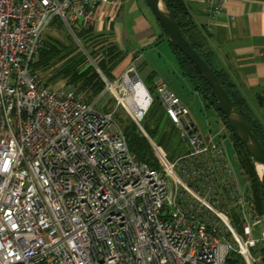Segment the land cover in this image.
Here are the masks:
<instances>
[{"label":"built area","instance_id":"obj_1","mask_svg":"<svg viewBox=\"0 0 264 264\" xmlns=\"http://www.w3.org/2000/svg\"><path fill=\"white\" fill-rule=\"evenodd\" d=\"M228 1L206 0L209 25ZM103 4L116 13L122 0H0V264H232L231 250L257 264L250 235L259 227L264 239V215L250 211L224 143L195 130L165 81L154 89L187 151L169 160L154 145L153 167L129 150L114 111L95 108L121 90L125 106L124 80L86 101L32 73L54 18L76 34ZM146 109L130 112L142 131Z\"/></svg>","mask_w":264,"mask_h":264},{"label":"crops","instance_id":"obj_2","mask_svg":"<svg viewBox=\"0 0 264 264\" xmlns=\"http://www.w3.org/2000/svg\"><path fill=\"white\" fill-rule=\"evenodd\" d=\"M185 1L193 21L205 33L207 45L214 51L218 64L264 124V0H229L216 21L210 25L206 0ZM146 9L149 8L144 0H122L121 8L116 13L108 6L100 5L91 32L114 42L128 58V63L140 61L139 65L142 64L150 86L154 88L156 80L162 79L177 93L176 87L181 85L175 82L174 76L186 77L180 67L169 69L160 64L156 66L142 58L144 53L151 52L154 46L164 40L156 19L154 16L151 19ZM132 42H135L134 46ZM139 47L142 48L141 53L138 52ZM181 102L186 105L183 100ZM213 122L207 132L225 146L230 142L229 137L219 129L215 120ZM194 127L198 131L195 124ZM229 161L234 168L232 160Z\"/></svg>","mask_w":264,"mask_h":264},{"label":"trees","instance_id":"obj_3","mask_svg":"<svg viewBox=\"0 0 264 264\" xmlns=\"http://www.w3.org/2000/svg\"><path fill=\"white\" fill-rule=\"evenodd\" d=\"M169 11L173 18L177 21L183 35L189 41V43L193 46V48L199 53V55L203 58V60L207 63V65L214 71L217 75L227 93L230 95L234 105L237 107L239 112L242 114L244 119L246 120L248 126L261 142L264 145V124L256 117L253 109L249 106L246 99L242 96L240 91L236 88L235 84L229 78L228 74L224 69L218 70L214 67L213 61L216 59V55L214 51L207 45L206 35L205 33L198 28V26L193 21L189 9L187 7V3L185 0H164ZM61 24V22L59 21ZM83 37L91 38L93 35L91 29L87 30H79L77 31ZM102 41L108 40L107 38L100 36ZM99 38V37H98ZM172 51L174 52L178 65L182 70L183 74L191 81L196 91L203 96L204 100L208 99L216 111L223 118L225 124L227 125L223 114L218 109L217 104L214 98L211 95L210 87L205 82V80L199 75L193 64L189 61V59L184 56L167 38L163 36ZM109 41V40H108ZM111 46H107L103 48L104 53L101 54V58L99 61V65L102 67L104 72L111 76V68L116 64V61H121L124 57L123 52L116 46V44L112 41H109ZM105 43L101 42L100 46L103 47ZM60 49L55 46L53 43L45 42L43 39V44L41 48L38 50V59H36L37 54L34 57V60L31 64V71L33 74L38 76L36 72V68L41 65H47L49 61L58 55ZM115 60V61H114ZM113 61V62H112ZM108 65L110 67H108ZM106 75V74H105ZM50 79L52 81H43V84L46 87H53L49 85V82L52 84L57 82L58 80H63V87L65 88H74L78 94H80L84 100L92 101L96 97H98L105 86L103 81L100 79L98 73L92 66L89 64H85V61L82 57H77L73 60L65 62L59 70L52 75ZM148 89V88H147ZM149 90V89H148ZM87 93H89L87 95ZM103 96V95H102ZM153 105V106H152ZM152 106V108H150ZM149 121L144 124V129L148 133V135L154 139V142L159 145L163 150H165L166 157L169 160H174L178 156L183 155L187 148L183 147L184 140L180 137L177 128L168 118L162 103L160 102L158 96L154 99L152 97V101L147 110H149ZM106 112L111 110H104ZM146 113V112H145ZM145 115V114H144ZM143 115V116H144ZM115 117V114H114ZM167 120L171 123L172 126L177 130L176 132L173 127L168 132L165 129V126L162 125ZM143 119V118H142ZM142 121V120H141ZM228 127V125H227ZM229 128V127H228ZM122 131L125 135L127 145L129 150L135 154L138 160L147 163L150 166L158 167L159 163L157 157L154 154V151L149 143L148 139L141 133L137 125L129 120L122 128ZM233 135V134H232ZM234 137V146L237 153V162L240 169L243 171L246 179L250 181L251 189L248 187V190L251 194V199L254 203V208L258 215H264V187L261 186L259 178L257 177L255 168L251 163V159L246 153L243 146L240 142ZM231 219L234 225L237 228L239 233H242L239 216L236 211L231 209ZM254 249V248H253ZM261 257H264V254H261ZM232 264H241L236 260L231 259Z\"/></svg>","mask_w":264,"mask_h":264},{"label":"rangeland","instance_id":"obj_4","mask_svg":"<svg viewBox=\"0 0 264 264\" xmlns=\"http://www.w3.org/2000/svg\"><path fill=\"white\" fill-rule=\"evenodd\" d=\"M146 8V7H145ZM147 10V15L150 16L152 19L153 14L149 9ZM149 10V11H148ZM58 18H54L53 22L51 23L50 27L44 32L43 39L45 42L53 43L55 46H57L60 49V52L57 56L53 57L49 63L46 65H41L38 68H36V72L38 74V77L42 81H52L53 79H50L54 73H56L59 68L67 61L73 60L77 57H82L85 61V64H89L96 70L98 73L100 79L103 81L105 86V81H111V82H118L117 84L121 85L124 74H128L132 76L133 74L137 73L141 82L146 87L148 93L151 97L154 99L157 97L155 89L150 86L149 81L146 79L144 70L142 68V64H140V61L135 60L133 64L132 62L128 63V58L123 57L122 60L116 61V64L111 68V76L108 75L102 67L99 65L100 58L102 57L101 54L104 53L103 48L107 46H111V43L108 40L101 39L100 36H92L91 38L83 37L80 34H72L71 31L61 22L59 23ZM157 22V21H156ZM158 25V26H157ZM157 28L161 33V36H165L164 31L162 27L157 22ZM99 37V38H98ZM101 42H104L105 44L100 46ZM135 42H132V46H134ZM142 48L139 47L138 52L141 51ZM144 60H146L148 63H151L152 65H162L165 66V68L169 69H178V64L176 62V58L174 53H172V50L168 44V42L164 39L161 42L157 44V46L153 47V50L148 53H144L143 57ZM36 59H38V54ZM115 61V60H114ZM113 62V61H112ZM128 63V64H127ZM150 64V65H151ZM213 65L216 69L221 70L222 68L217 62V59H214ZM111 66V65H110ZM108 65V67H110ZM126 66V67H125ZM155 67V66H154ZM106 74V75H105ZM175 82L179 83L181 86L176 87V91L178 96L181 100L187 105L188 110L190 111L191 121L192 123L196 125L198 129V133L204 137H207L208 135V127L209 125L213 124L214 120L216 121V124L218 125L219 129L222 130L224 134H226L229 137V140L231 142L226 143V153L229 159L232 160L234 165V170L237 173V183L239 187L244 191V194L249 199V202L251 203V209L250 211L253 212L254 203L251 199V194L248 190V187L251 189L250 181H248L243 173V171L240 169L238 162H237V153L234 146V137L232 135L231 130L227 127L225 124L223 118L220 116V114L216 111L212 103L206 99L204 100L203 96L199 95L193 86L191 82L186 77H175ZM63 80H58L55 83L49 82L50 86H53V88H63ZM126 88V86L124 85ZM127 89V88H126ZM89 93H87L88 95ZM128 94L127 90H121L117 93V95H113L111 92L107 91L104 93L103 96L100 97L98 102L95 104V108L100 109L101 111L104 110H113L115 117L114 121L116 124H118L121 128L127 123L129 120H132L131 113L135 112L131 106L127 103V101L124 99L123 102L125 106L122 103H119L118 98L126 97ZM98 98V97H96ZM95 98V99H96ZM153 106V105H152ZM152 106L150 108H152ZM149 107V105H148ZM147 107V109H148ZM145 110L146 113L143 116L142 121L140 122L141 127L144 131L140 130L141 133L148 139L149 143L151 144V147L154 151V154L156 156L154 145H157L154 142V139H152L146 130L144 129V124L149 121V110ZM135 123V122H134ZM162 125L165 126V129L169 132L171 128L174 126L171 125V123L167 120ZM138 127V126H137ZM175 129V128H174ZM178 130V129H177ZM177 130H173L176 132L177 136ZM179 132V131H178ZM160 147L159 145H157ZM184 148H187L186 142L184 141L183 144ZM163 150V148H162ZM165 153V150H163ZM166 155V154H165ZM167 183H168V191L171 190L174 187L173 178L171 176L167 177ZM250 213H247L248 221H252V216L248 215ZM252 239H256L257 243L256 245L250 249V254L254 259V262L257 264H264V257H261V254H264V239L259 234V227H254L253 231L250 235ZM244 264V263H243Z\"/></svg>","mask_w":264,"mask_h":264},{"label":"water","instance_id":"obj_5","mask_svg":"<svg viewBox=\"0 0 264 264\" xmlns=\"http://www.w3.org/2000/svg\"><path fill=\"white\" fill-rule=\"evenodd\" d=\"M144 1L156 21L162 27L166 38L189 59L199 75L209 85L211 95L214 98L218 109L223 114L232 134L240 142L251 159V163L255 168L261 186L264 187V145L261 144L255 134L252 132L246 120L234 105L230 95L227 93L217 75L183 35L177 21L171 15V12L169 11L164 0ZM132 76L135 79L140 80L137 73L133 74ZM143 111L144 109H139V112ZM259 166L261 170H259ZM230 255L234 258V260H238L235 250H231Z\"/></svg>","mask_w":264,"mask_h":264},{"label":"bare ground","instance_id":"obj_6","mask_svg":"<svg viewBox=\"0 0 264 264\" xmlns=\"http://www.w3.org/2000/svg\"><path fill=\"white\" fill-rule=\"evenodd\" d=\"M124 85L130 91V96L125 98L131 108L138 112L139 109H146L149 103V93L142 82L128 74L124 75ZM259 170H261L259 166Z\"/></svg>","mask_w":264,"mask_h":264}]
</instances>
